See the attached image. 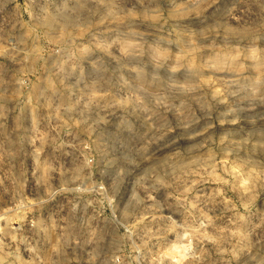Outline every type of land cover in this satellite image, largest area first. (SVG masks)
<instances>
[{"label":"rangeland","instance_id":"obj_1","mask_svg":"<svg viewBox=\"0 0 264 264\" xmlns=\"http://www.w3.org/2000/svg\"><path fill=\"white\" fill-rule=\"evenodd\" d=\"M0 264H264V0H0Z\"/></svg>","mask_w":264,"mask_h":264}]
</instances>
